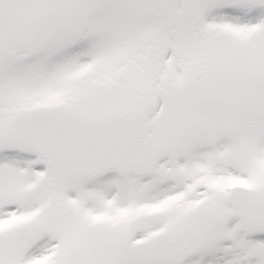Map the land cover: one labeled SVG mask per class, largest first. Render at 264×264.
I'll use <instances>...</instances> for the list:
<instances>
[{"label": "snow or ice", "instance_id": "obj_1", "mask_svg": "<svg viewBox=\"0 0 264 264\" xmlns=\"http://www.w3.org/2000/svg\"><path fill=\"white\" fill-rule=\"evenodd\" d=\"M0 264H264V0H0Z\"/></svg>", "mask_w": 264, "mask_h": 264}]
</instances>
